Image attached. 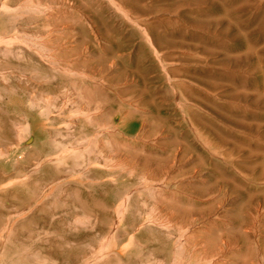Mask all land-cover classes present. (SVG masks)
I'll return each instance as SVG.
<instances>
[{
  "label": "rangeland",
  "instance_id": "obj_1",
  "mask_svg": "<svg viewBox=\"0 0 264 264\" xmlns=\"http://www.w3.org/2000/svg\"><path fill=\"white\" fill-rule=\"evenodd\" d=\"M152 1L0 0V264H264V0Z\"/></svg>",
  "mask_w": 264,
  "mask_h": 264
},
{
  "label": "bare ground",
  "instance_id": "obj_2",
  "mask_svg": "<svg viewBox=\"0 0 264 264\" xmlns=\"http://www.w3.org/2000/svg\"><path fill=\"white\" fill-rule=\"evenodd\" d=\"M122 1H123V0H122ZM141 1H142V0H141ZM153 1H154V0H153ZM153 1H152V2H153ZM220 1H221V0H220ZM222 1L225 2V0H222ZM222 1H221V2H222ZM227 1H228V0H227ZM148 2H149V1H148ZM163 2H165V0H164ZM172 2H173V1H172ZM182 2H184V1H182ZM182 2H181V3H182ZM198 2H202V0H200V1H198ZM145 3H146V1H145ZM124 4H125V3H124ZM140 4H142V3H140ZM143 4H144V3H143ZM162 4H163V3H162ZM198 4H199V3H198ZM226 4H227V3H226ZM159 5H160V4H159ZM167 5H168V4H167ZM162 6L164 7L165 5H162ZM170 6H171V5H170ZM172 6H173V5H172ZM180 6H181V5H180ZM221 6H223V4H222V5L220 4V7H221ZM228 6H229V5H228ZM228 6H226V7H228ZM165 7H166V6H165ZM226 7H225V8H226ZM166 8H167V7H166ZM173 8H174V7H173ZM221 8H222V7H221ZM225 8H224V9H225ZM230 8H231V7H230ZM141 9H142V8H141ZM159 9H160V6H159ZM224 9H223V10H224ZM233 9H234V8H233ZM155 10H156V9H155ZM157 10H158V9H157ZM164 10H165V9H164ZM220 10H221V9H220ZM225 10L228 11V9H225ZM229 10H230V9H229ZM149 11H150V10H149ZM160 11H161V9H160ZM230 11H231V10H230ZM225 12H226V11H225ZM232 12H234V11H232ZM235 12H237V11H235ZM220 13H221V12H220ZM226 13H227V12H226ZM228 13H229V11H228ZM239 13H240V12H239ZM165 14H166V13H165ZM229 14H230V13H229ZM233 14H234V13H233ZM233 14H232V15H233ZM140 15H141V14H140ZM171 15H172V14H171ZM225 15H226V14H225ZM230 15H231V14H230ZM232 15H231V16L227 15L226 17L224 16V17L228 20V23H233V22L235 21L234 18L232 17ZM236 15H237V14H235V16H236ZM246 15H247V14H246ZM158 16H159V15H158ZM239 17H240V16H239ZM243 17H245V16H242L241 18H243ZM146 18H147V17H146ZM241 18H240V19H241ZM251 18H252V17H251ZM251 18L249 17L248 20L251 19ZM236 19H237V20L235 21V23L239 21V20H238L239 18H236ZM248 20L246 19V21H248ZM255 21H256V20H255ZM255 21H254V22H255ZM237 24H238V23H237ZM240 24H241V23H240ZM238 25H239V24H238ZM242 25H243V24H242ZM154 26H155V25H154ZM154 26H153V27H154ZM156 26H157V25H156ZM156 26H155V27H156ZM244 26H245V25H244ZM155 27H154V28H155ZM236 27H238V26H236ZM158 28H159V27H158ZM240 28H241V27H240ZM155 29H156V28H155ZM237 29H238V28H237ZM242 29H244V28H242ZM159 30H160V29H159ZM202 31H203V30H202ZM240 31H241V30H240ZM210 32H211V31H210ZM234 32H235V31H234ZM240 33H241V35H243L242 32H240ZM210 34H211V33H210ZM211 37H212V36H211ZM216 37H217V36H216ZM216 37H215V38H216ZM241 37H242V36H240V38H241ZM235 38L237 39V38H239V37H235ZM236 39H234V40H236ZM212 40H213V39H212ZM210 42H211V41H210ZM214 42H215V40H214ZM219 42H220V41H219ZM216 43H217V42H216ZM210 44H211V43H210ZM212 44H213V43H212ZM218 45H219V44H217V46H218ZM202 83H203V82H202Z\"/></svg>",
  "mask_w": 264,
  "mask_h": 264
}]
</instances>
